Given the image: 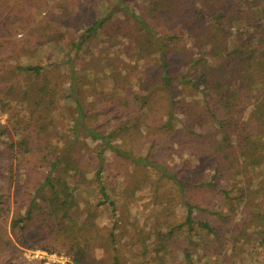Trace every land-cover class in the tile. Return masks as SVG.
I'll return each instance as SVG.
<instances>
[{"label": "rangeland", "instance_id": "obj_1", "mask_svg": "<svg viewBox=\"0 0 264 264\" xmlns=\"http://www.w3.org/2000/svg\"><path fill=\"white\" fill-rule=\"evenodd\" d=\"M214 1L222 5L231 0ZM252 4L242 0L244 18L233 24L227 38L216 18L200 12L201 0H0V124L6 128L0 134V191L10 188L9 203L0 214L10 244L0 245V264H116V257L120 264H189L182 237L168 253L156 250L159 234L184 221L188 202L197 206L196 220H208L216 229L202 238L196 232L195 242L221 243L209 252L184 246L193 264H264V127L257 126L254 115L264 95V17L254 21V11L262 7ZM115 5L133 9L152 36L122 10L78 48L84 31ZM207 32L210 37L202 45L199 36ZM173 35L181 40L166 39ZM225 39L229 44L223 46ZM189 49L202 59L197 66L188 60ZM161 55L170 65L169 88L161 79ZM27 66L43 67V72H28ZM247 72L256 80L252 86L245 85ZM183 76L201 79L199 89L183 83ZM38 100L52 103L45 111L42 103L33 115L29 107ZM20 119L33 132L28 134L30 151L17 145ZM168 120L173 128L164 126ZM87 129L108 140L92 138ZM227 134V153L216 158L208 138L221 140ZM111 144L167 169L185 187L147 163L112 151ZM99 152L108 198L95 179ZM59 158L72 163L73 169L59 176L76 206L96 212L90 236L76 238L86 245L83 262L70 251L67 236L32 238L33 246L27 247L12 232V220L25 213L30 198L24 193L18 205L16 190L22 184L34 186L30 191L35 194L49 162ZM72 213L76 216L75 208ZM112 232L114 244L108 240ZM244 234L249 242L242 241Z\"/></svg>", "mask_w": 264, "mask_h": 264}, {"label": "trees", "instance_id": "obj_2", "mask_svg": "<svg viewBox=\"0 0 264 264\" xmlns=\"http://www.w3.org/2000/svg\"><path fill=\"white\" fill-rule=\"evenodd\" d=\"M238 1H239V4H236V5L234 4L235 5L234 6L233 5L234 0L225 2L222 5L220 4L217 5V3H215L214 0H201L204 6L202 7L200 12L204 13V15L207 18H212V19L216 18L217 21L219 22L218 27H222V31L225 33V36H227L228 38L233 24L236 21L244 18V14L241 13L240 11L241 10L240 4L242 3V0H238ZM173 2L175 3V1ZM252 3H253L252 4L253 6L262 7L260 10H257L258 9L257 8L254 11V14H253L254 21L256 22L255 17H258L259 20H263L264 0H252ZM14 9L15 7L12 8V10ZM122 10L124 12L126 11L127 13H129L142 26L147 28L149 34L152 36L150 27L145 24L144 20L139 15H137L133 9H129L127 6H123V5L122 6L115 5L108 11V13L103 18L96 20L90 27H88L84 31L82 37L77 42L78 48L82 47V45H84L91 37L96 35L98 31L105 29L106 26L111 24L114 17L117 14H119ZM4 26H5V22H4ZM197 26L199 27V25ZM209 37H210V34L208 32L206 34H201L199 36V38L203 40L202 45L205 44V42L208 40ZM152 38L154 39L157 45L159 46L161 45V41H159L158 38L156 39L154 36ZM166 39H168L170 42H173V43H175V41L179 42L181 40L179 35L169 36V38H166ZM228 44L229 43L227 39H225V41L221 43V45L223 46L228 45ZM215 48L216 49L214 51L216 52V54L219 55L221 52L217 49V47ZM197 57H200V56L194 50L189 49L188 60L190 59V63H195V65L197 66L196 62H198L199 64L202 60L201 58H197ZM159 60L161 62V69H162L161 79H162L163 86L166 88H169L171 87V84L173 81L171 75L169 74V66H170L169 62L164 55H161ZM247 60H248V56H247ZM24 70L40 75L43 72L42 71L43 67L27 66L24 68ZM211 70L215 71L214 67H212ZM202 73H203L202 75H207L205 71ZM247 73H248V80L245 85L248 86L249 84L250 86H252L254 82H256V80L253 78V75L250 72H247ZM215 74H212V75L214 79L217 80V77L215 76ZM183 77H184L182 78L183 83H190L193 88L199 89L200 86L198 87L197 82L199 83V80L201 79L194 82L188 79L186 76H183ZM202 81L204 83L207 82V80H202ZM225 83H226V80L218 82L217 84L218 86H221V85H224ZM47 90H48V87H45L43 89V92L47 94ZM227 92H230V90L228 89ZM222 98H225V97H222ZM260 98L262 100V104H260L256 108L257 111L255 112L254 115L256 117L257 126L262 128L264 127V95H261ZM42 103H44L43 109L45 111L46 109H48V107H50V104L52 103V101H49L47 103L43 101L40 102V100H38L35 104V107H31V106L29 107L30 112L33 115L36 112H38L37 108H39ZM229 104H231V107H232L231 101L229 102ZM79 109L81 110L80 107ZM169 115L171 119L173 114L169 113ZM257 117L259 118V120H257ZM262 119L263 121H261ZM246 123H248V120ZM164 126L173 128V122L171 120H168ZM18 127L22 129L21 139L17 143L18 148L19 150L24 149L26 151H30L31 146L33 145L32 141L30 140V136H28V134H31V133L33 134V132H30L31 131L30 124L25 128V126L22 125V120L20 119L18 122ZM5 130L6 128L0 124V134L4 133ZM87 133L91 135L92 138L102 139V140L104 139L105 141L108 140L107 136H105L102 133L97 132L96 130L87 129ZM227 135L225 136L224 139L222 138L221 140L215 137L208 138L207 143H208L209 151H213L214 156L216 158L217 156H220V154L227 153V149H226L227 145L231 143L230 137H229L230 134L228 136ZM242 139L245 141H248V137H245V138L242 137ZM109 147L112 151L123 155L124 157L132 160L133 162L147 163L151 165L152 167L163 171V174L167 176L168 178H170L172 181H174L176 185L182 188L185 187L179 178H177L174 174L170 173L167 169L161 167L160 165L154 162H150L143 157H135L129 152H123L121 151V149H119L118 147L112 144ZM255 148L256 146L250 149L249 151L250 155L252 154V151ZM40 150H41L40 153L43 155V157H45L47 155L46 149L43 148V146H41ZM244 155H248V151H246ZM98 159H99V166L96 172V178H95L96 183L99 187V190L104 195V197L108 198L109 195L107 194L106 186L101 179V174L105 166L103 152L98 153ZM37 164L38 162L35 161V165ZM71 165L72 163H70V160L68 159L64 160L62 158L61 159L59 158L56 160H51L49 162L47 175L45 176L43 183L40 184V187L36 188L35 194H33L30 191L32 187L34 186L30 187L29 185L26 186L22 184L20 187H18V189L16 190L14 194L16 195L15 198L17 199L16 203L18 205L23 200L24 193L28 192V195L30 194V198H29V202H28L25 213L23 215H18L15 219L12 220V232L13 234H15V237L21 241L20 243L27 247L33 246L34 243L32 241V238L41 239L43 236L50 238L54 234L60 235V236H67L69 237L68 239L70 242L69 243L70 251H73L75 258L78 262H83L86 254L83 256L82 253L86 245L83 246L82 242L76 238L77 236L78 237L79 236H82V237L90 236V228L95 224L96 212L93 211L91 207L80 210V208L76 206L77 202L76 200H74L73 192L69 191V187H68L66 180H64L61 176H59L60 173H64V172L69 171L70 169H73ZM216 166H219V164L217 163ZM8 168H10L11 175H12L13 167L9 166ZM215 170H218V167H216ZM12 179L13 178H11L10 182H12ZM211 185L212 183L210 184V186ZM9 192H10V188H7L5 191H0V201H1L0 202V214H2L5 211V208L3 206L9 203V198H10ZM185 204L187 206V214H186L184 221L175 222L176 224H172V226H169L168 231L166 233L163 232L162 234H159L160 243H159V246L156 248L158 253H168L171 245L173 243L178 242L179 237H182L183 240L185 241V244H184L185 247L187 244L195 245L196 248L201 247L206 252H209L210 249L216 250L217 246L221 245V243H218L216 239L211 240L212 242H215V243L211 242L207 244L206 242L208 241H205V242H201V244H197L195 242L196 239L193 238L194 237L193 235L196 232L199 233V235L202 238L203 233L204 234H214L213 232H216L215 231L216 229L215 227L212 226V224L208 220H196V218L194 217V211L196 210L197 206L194 203L188 202ZM73 208H75L76 216H74L72 213ZM84 214L86 215V217L83 220V222H81L80 220H78V218L82 217ZM79 223H81L82 225L79 226ZM3 230H4L3 226L0 223V245L10 244V239L7 235L8 232L6 231V229L4 231ZM72 238H73V242H72ZM250 239L251 237L250 236L247 237V235L245 234L242 236L243 242H249ZM108 240H110L111 243L113 244L116 242V236L114 232L110 234V237L108 238ZM39 244L40 243H38V246ZM212 245H214L215 247H213ZM184 246H183V250H184L185 257L188 259L189 264H193V260L191 258V252L188 249L189 247L185 248ZM39 247L47 249L48 251L51 250V247L49 245H40ZM114 252H116V250H114ZM157 259H163V258H156L155 260ZM115 263L120 264L117 257L115 258Z\"/></svg>", "mask_w": 264, "mask_h": 264}]
</instances>
